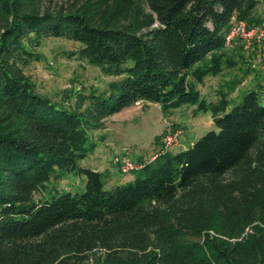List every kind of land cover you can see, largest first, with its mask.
I'll return each mask as SVG.
<instances>
[{"label": "trees", "instance_id": "trees-1", "mask_svg": "<svg viewBox=\"0 0 264 264\" xmlns=\"http://www.w3.org/2000/svg\"><path fill=\"white\" fill-rule=\"evenodd\" d=\"M259 2L0 0V264H264V84L228 111L224 92L206 102L196 87L236 64L225 50L231 18L264 22ZM50 35L79 42L81 58L118 77L82 109L37 92L12 65L25 41ZM144 101L162 112L195 104L216 130L106 189L107 170L79 165L95 147L88 130ZM241 163L240 183L222 188ZM66 173L84 176V189L44 198ZM203 179L213 201L204 221L172 219L168 207Z\"/></svg>", "mask_w": 264, "mask_h": 264}, {"label": "rangeland", "instance_id": "rangeland-1", "mask_svg": "<svg viewBox=\"0 0 264 264\" xmlns=\"http://www.w3.org/2000/svg\"><path fill=\"white\" fill-rule=\"evenodd\" d=\"M66 2L67 0H43L42 7H58ZM256 10L264 20V0H260ZM258 25L264 26V22ZM80 47L79 42L70 38L42 36L36 42L25 41L27 52L24 58L17 59L12 65L34 85L37 92L79 110L87 104L84 96L88 92L105 91L108 83L118 78L103 73L99 66L89 64L86 59L81 58L78 53ZM225 50L236 64L224 68L215 76H207L202 83H196V87L206 102L217 101L224 92L229 100L228 111L258 82L264 84V68L258 45L246 49L237 40ZM178 130L180 133L176 142L168 146L166 151L172 153L185 149L207 131L216 130V127L210 112L198 111L195 104H185L168 112H162L153 102L133 104L104 119L99 128L88 130L89 139L95 147L79 161V165L98 171L107 170L112 174V178L106 179V189L133 181L136 177L142 178L144 174L139 170L122 172L114 157L127 154L134 160H148L160 153L164 135L168 131ZM141 158L144 159L140 160ZM247 169V164L241 163L217 181L224 189H234ZM115 179L117 181L113 183ZM207 182L203 179L194 188L181 192L168 207L170 217L185 221H204L205 214L213 206ZM50 183L55 189L45 195L44 198L48 200L68 190L82 191L85 178L75 173H66L62 179H51ZM89 262L87 263L90 264Z\"/></svg>", "mask_w": 264, "mask_h": 264}, {"label": "built area", "instance_id": "built-area-1", "mask_svg": "<svg viewBox=\"0 0 264 264\" xmlns=\"http://www.w3.org/2000/svg\"><path fill=\"white\" fill-rule=\"evenodd\" d=\"M239 40L244 44L246 49H251L255 45H258L260 49V56L263 61L264 68V26L262 25H248L243 19H238L235 16L231 18L229 28L225 35V47L231 46L234 41ZM180 131H168L163 138L162 147L160 152H164L168 149V146L174 144L177 139V135ZM155 157L152 156L148 160H134L127 154H119L114 157V161L118 163L122 172H130L141 169L147 161L152 160Z\"/></svg>", "mask_w": 264, "mask_h": 264}, {"label": "crops", "instance_id": "crops-1", "mask_svg": "<svg viewBox=\"0 0 264 264\" xmlns=\"http://www.w3.org/2000/svg\"><path fill=\"white\" fill-rule=\"evenodd\" d=\"M138 103H139V102H138ZM138 103H136V104H138ZM147 103H149V102H147ZM155 104H157V103H155ZM157 105H158V104H157ZM158 106H159V105H158ZM107 118H108V117H107ZM107 118H106V119H107ZM106 119H105V120H106ZM143 159H144V158H141L140 160H143ZM108 177L112 178V174L109 173ZM116 181H117V179H115L113 183H116Z\"/></svg>", "mask_w": 264, "mask_h": 264}]
</instances>
